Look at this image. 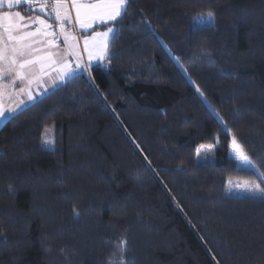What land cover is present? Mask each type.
Returning <instances> with one entry per match:
<instances>
[{"label":"trees","instance_id":"16d2710c","mask_svg":"<svg viewBox=\"0 0 264 264\" xmlns=\"http://www.w3.org/2000/svg\"><path fill=\"white\" fill-rule=\"evenodd\" d=\"M114 28L111 59L0 128V264H109L122 238L124 264H264V199L225 194L259 181L232 134L264 163V0H130Z\"/></svg>","mask_w":264,"mask_h":264},{"label":"snow or ice","instance_id":"6c2138e0","mask_svg":"<svg viewBox=\"0 0 264 264\" xmlns=\"http://www.w3.org/2000/svg\"><path fill=\"white\" fill-rule=\"evenodd\" d=\"M129 3L130 0H0V120L9 119L17 109L25 105L26 101L22 97H27L28 102L34 100L33 85L43 88L46 92L50 87L75 78L78 71L82 69L87 71L82 64L78 45L73 43L76 37L71 31L66 30V25L73 23L71 13H75V24L80 29L85 33L89 29L92 30L90 35L83 38V51L87 54L90 64L94 59L103 61L112 58L108 51L110 34L115 30L114 25L127 14ZM21 4L26 5L32 15L26 17L20 11H11ZM49 4L52 9L50 13L47 11ZM5 6L8 11L2 10ZM37 6L38 12L44 13L45 17L54 16L59 35L52 30L53 24L49 23L48 19L37 14ZM212 18L213 13L209 12L208 19ZM144 23L151 27L150 22ZM97 24L105 25L106 30L96 31L93 25ZM33 25L37 26L35 30H31ZM60 36H63L66 46L63 53L52 50L59 47L57 40ZM200 56L207 57L208 53L202 50ZM70 57L74 60L75 67ZM17 82L24 86L17 89ZM196 92L204 96L198 86ZM5 94L10 100L13 95L16 96L14 105L5 106ZM50 131L49 128L44 130L45 134ZM43 142L51 143L48 139H44ZM205 148L211 153L215 144L200 145L196 149V156L200 157L201 150ZM229 149L238 162L255 170L260 180L237 184L235 187L264 199V163H258L250 157L243 143L234 134L231 135ZM228 185L232 187L230 180ZM73 213L79 215L75 208ZM126 243V239L122 238L121 245L124 247L120 249V264H124Z\"/></svg>","mask_w":264,"mask_h":264},{"label":"crops","instance_id":"0c3cea01","mask_svg":"<svg viewBox=\"0 0 264 264\" xmlns=\"http://www.w3.org/2000/svg\"><path fill=\"white\" fill-rule=\"evenodd\" d=\"M37 8H38V6H37ZM2 10H3V11H8V9H7L6 6H5ZM11 11H13V12H15V11H20V12L22 13V15H25L26 17L29 16V15H32V13H31L30 11L27 10V6H26V5H23V4H21V5H19V6H18V5L15 6L13 9H11ZM37 14L41 15V13L38 12V9H37ZM71 15H72L73 23H72L71 25H66V30L71 31L72 35L76 37V39H75V41H73V43H75V44L78 45L79 55H80V57H81V59H82V64H83L84 68H86V69L89 71V69H90L92 66H95V65H98V64L101 65V64L104 63L105 60L101 61V60H95V59H94V60L89 64L88 56H87V54L84 53V51H83V48H84V45H83V38H84L85 35H90L91 32H92V30L89 29L88 32L85 33L82 29L79 28L78 25L75 24V13L73 12V13H71ZM35 26H36V25H33L31 30H35V29H34ZM93 27L95 28L96 31H104V30H106V29H104V30H98L100 27H105V25H102V24L93 25ZM113 33H114V32H113ZM113 33L110 34V40H111V38H112V36H113ZM43 39H48V38H43ZM110 40H109V42H110ZM65 47H66V46H65V44H64V49H63V50H59L58 48H57V49H52V50H53V51H59V52L63 53L64 50H65ZM69 59H70V61L73 63V67H75V62H74V60H72L71 57H70ZM85 73H86V71H84L83 69L77 72V74H85ZM77 74H76V75H77ZM49 83H50V82H49ZM60 85H62V84H58V85H56V86L50 87V88L48 89V91H46V92L43 90V88H39V87H36L35 85H33V87H32V91H33V94H34V97H35L34 100L31 101V102H28V101H27V97H22L23 99H25L26 103H25V105H23L21 108L17 109L16 113L19 112V111H21L22 109L26 108L27 106H30V105L33 104L35 101H37L38 99H40L41 97H43L44 95H46L47 93H49L50 91H52L53 89L59 87ZM23 86H24L23 84H20V82H17V89H18L19 87H23ZM15 99H16V96H15V95H13V96H12V99L10 100V99L8 98L7 94H5V97H4V104H5V106L7 107V106H9V105H14V101H15ZM16 113H14V114H16ZM14 114H13V115H14ZM7 120H8V119H7ZM7 120H0V127H2V126H3L2 123L4 124ZM1 125H2V126H1Z\"/></svg>","mask_w":264,"mask_h":264},{"label":"rangeland","instance_id":"374dc122","mask_svg":"<svg viewBox=\"0 0 264 264\" xmlns=\"http://www.w3.org/2000/svg\"><path fill=\"white\" fill-rule=\"evenodd\" d=\"M199 17H203V19H199ZM213 20H214V18L208 19V14H206V15H199V16H196L193 19H191L189 21V23H188V26H189V28H197V27L211 26L213 24ZM62 42H63V46H64L63 36H62ZM179 67H180L181 71L183 73H185L184 70H183V68L181 66H179ZM88 73H89V71L87 70L85 74H88ZM188 81H189V83L192 84V82H191V80L189 78H188ZM200 97H202V96L200 95ZM2 125H3V123H2ZM50 129H51V131L49 133L45 134V132H44L43 141H44V139H48V140L51 141V143L45 144L44 142H42V146L44 148H46V149H58L60 147V145H59V142L56 140V138L54 136V129L53 128H50ZM228 156L230 158H232L233 160H235L236 163H237V165L240 168H250V169H252L250 166L238 162L235 159V156L230 151V149H229ZM214 159H215V151L213 150L211 153H209V152H207V149L206 148L201 150L200 157H197L196 156V162H198V163H206V162H209V161H213ZM228 181L229 180H227V182H226V188H225V194L227 196L247 197V198H254V199H262L259 196H253V195H251V194H249L247 192H244V191H242V190H240V189H238V188L235 187V185H237V184L253 183V182L240 181V180H230L232 182V187H229ZM256 182H260V180L259 181H256ZM122 247H123V245H121V243L117 244V247H116V250H115L114 259L109 264H120V260H121L120 249ZM123 260H124V256H123Z\"/></svg>","mask_w":264,"mask_h":264},{"label":"built area","instance_id":"2783aa9c","mask_svg":"<svg viewBox=\"0 0 264 264\" xmlns=\"http://www.w3.org/2000/svg\"><path fill=\"white\" fill-rule=\"evenodd\" d=\"M47 11L49 13L52 11L51 4L48 5ZM41 16L44 17V18H46V19H48L49 20V23L53 24V29L52 30L55 31L57 33V35H59V29L56 27L54 16H52V17H45L44 16V13H41ZM36 27L37 26H35L34 29ZM57 44L59 45V47H58L59 50H62L64 48L63 42H62V36H60L59 39L57 40Z\"/></svg>","mask_w":264,"mask_h":264}]
</instances>
